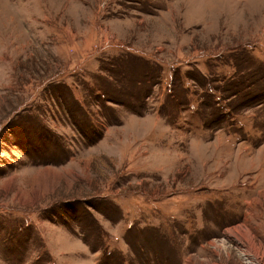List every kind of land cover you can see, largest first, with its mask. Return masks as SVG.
I'll return each mask as SVG.
<instances>
[{
  "label": "rangeland",
  "instance_id": "rangeland-1",
  "mask_svg": "<svg viewBox=\"0 0 264 264\" xmlns=\"http://www.w3.org/2000/svg\"><path fill=\"white\" fill-rule=\"evenodd\" d=\"M0 264H264V0H0Z\"/></svg>",
  "mask_w": 264,
  "mask_h": 264
},
{
  "label": "bare ground",
  "instance_id": "bare-ground-1",
  "mask_svg": "<svg viewBox=\"0 0 264 264\" xmlns=\"http://www.w3.org/2000/svg\"><path fill=\"white\" fill-rule=\"evenodd\" d=\"M249 239V241H251V238H248Z\"/></svg>",
  "mask_w": 264,
  "mask_h": 264
}]
</instances>
